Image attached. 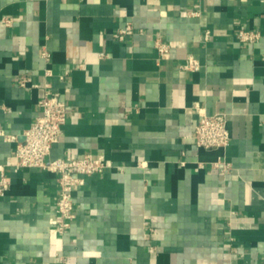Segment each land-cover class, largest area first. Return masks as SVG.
<instances>
[{"label":"crops","instance_id":"obj_1","mask_svg":"<svg viewBox=\"0 0 264 264\" xmlns=\"http://www.w3.org/2000/svg\"><path fill=\"white\" fill-rule=\"evenodd\" d=\"M47 84L68 116L46 162L111 165L64 235L58 174L14 165ZM201 112L229 115L226 148L196 146ZM0 130V264H264V0H0Z\"/></svg>","mask_w":264,"mask_h":264},{"label":"built area","instance_id":"obj_2","mask_svg":"<svg viewBox=\"0 0 264 264\" xmlns=\"http://www.w3.org/2000/svg\"><path fill=\"white\" fill-rule=\"evenodd\" d=\"M194 12L192 15H196ZM10 23V21H8ZM134 29L131 25L119 31L117 36L132 35ZM258 32L242 29L238 33V40L242 43H255L260 39ZM204 39H210V32H206ZM156 47L161 55L169 51V47L162 41L156 42ZM103 55V54H102ZM48 58V54H44ZM185 70L197 72L201 63L190 57L183 66ZM51 72H47L50 76ZM29 78L20 79L21 86H25ZM45 95L40 99L41 115L24 133V141L18 144L14 165L19 168H40L58 174L60 197L57 202L58 215L51 220L53 233L64 235L72 226L75 219L74 192L82 183V176H93L104 173L111 165L103 157H94L90 154L82 158H60L46 162L52 146L58 142L63 127L66 124L68 109L61 99L59 92L46 85ZM230 117L225 113L209 115L201 112L199 123L194 131L193 140L197 147L206 150L226 148L231 139L229 129ZM0 135L3 132L0 130ZM12 163H9L11 165ZM224 171L229 170L230 164L220 160L217 166ZM11 185L10 178L3 168H0V199L4 197Z\"/></svg>","mask_w":264,"mask_h":264}]
</instances>
